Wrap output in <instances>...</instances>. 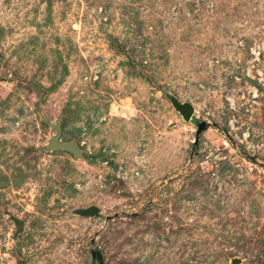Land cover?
<instances>
[{
  "label": "rangeland",
  "instance_id": "374dc122",
  "mask_svg": "<svg viewBox=\"0 0 264 264\" xmlns=\"http://www.w3.org/2000/svg\"><path fill=\"white\" fill-rule=\"evenodd\" d=\"M56 122L82 159L45 150ZM244 154L264 164V0H0V264H264Z\"/></svg>",
  "mask_w": 264,
  "mask_h": 264
},
{
  "label": "water",
  "instance_id": "95a60500",
  "mask_svg": "<svg viewBox=\"0 0 264 264\" xmlns=\"http://www.w3.org/2000/svg\"><path fill=\"white\" fill-rule=\"evenodd\" d=\"M165 97L170 102L173 109L180 115L183 121L189 122L191 120L192 115L194 114V107L192 106L191 103L180 102L174 95L170 93H166ZM196 126H197V131H196L195 140L193 142L194 146L198 142L199 135L208 128V124L206 122H196ZM51 128L55 130V133L50 134V137L47 140V144L45 148L46 151H51V150L65 151L71 154L74 158H78V159L83 158L82 152L76 147L73 141H69V142L60 141L61 127L58 122H56L54 125H51ZM244 157L254 164L264 165L260 163V161L256 157L250 154H244ZM98 212L99 209L95 205L74 210L75 215H78L83 218H92L96 214H98ZM115 217L117 216H114V218ZM110 219L112 218L108 217L106 220L109 221ZM91 259L93 262L96 261L98 264H103L102 254L98 250L91 251ZM239 263H240V259L234 258L231 260V264H239Z\"/></svg>",
  "mask_w": 264,
  "mask_h": 264
},
{
  "label": "flooded vegetation",
  "instance_id": "af4514ba",
  "mask_svg": "<svg viewBox=\"0 0 264 264\" xmlns=\"http://www.w3.org/2000/svg\"><path fill=\"white\" fill-rule=\"evenodd\" d=\"M94 262H96V261H94Z\"/></svg>",
  "mask_w": 264,
  "mask_h": 264
}]
</instances>
